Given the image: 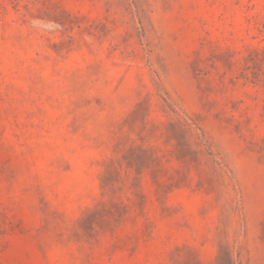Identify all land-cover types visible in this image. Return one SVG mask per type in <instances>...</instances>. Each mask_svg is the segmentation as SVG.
<instances>
[{
    "label": "rangeland",
    "instance_id": "1",
    "mask_svg": "<svg viewBox=\"0 0 264 264\" xmlns=\"http://www.w3.org/2000/svg\"><path fill=\"white\" fill-rule=\"evenodd\" d=\"M0 264H264V0H0Z\"/></svg>",
    "mask_w": 264,
    "mask_h": 264
}]
</instances>
